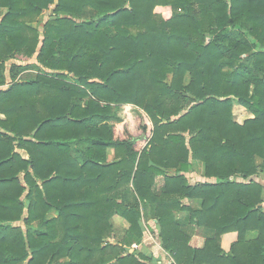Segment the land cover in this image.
I'll use <instances>...</instances> for the list:
<instances>
[{"label": "trees", "instance_id": "16d2710c", "mask_svg": "<svg viewBox=\"0 0 264 264\" xmlns=\"http://www.w3.org/2000/svg\"><path fill=\"white\" fill-rule=\"evenodd\" d=\"M2 9L0 264H147L106 240L118 222L139 242L152 218L178 264H264V186L252 178L264 174V0H0ZM34 56L48 72L8 71ZM236 105L251 114L242 123ZM125 106L139 109L138 135L117 136ZM195 160L208 181L191 185ZM183 210L214 230L205 249L188 244ZM231 231L239 240L224 254Z\"/></svg>", "mask_w": 264, "mask_h": 264}, {"label": "crops", "instance_id": "0c3cea01", "mask_svg": "<svg viewBox=\"0 0 264 264\" xmlns=\"http://www.w3.org/2000/svg\"><path fill=\"white\" fill-rule=\"evenodd\" d=\"M10 79V78H9ZM193 171L187 173L188 181L191 185L205 183L208 181L206 177L205 164L201 161H192ZM260 177V176H258ZM243 181L242 179H238ZM255 180V178H254ZM163 181L158 180V185L161 186ZM184 203L186 201L184 200ZM178 218L183 226V229L188 236V244L199 250L205 249L208 241L215 237L213 229L197 226L190 221V213L188 211H176ZM143 238L141 241L131 239L126 230H123L122 235L129 239V243L123 238L119 243L130 246V252L143 253L148 257L147 264H178L175 257L170 254L162 246V240L159 236L158 221L154 218L150 220H142ZM258 237L257 232H250L246 236L248 241H254ZM239 234L236 231L224 233L221 236L220 247L224 254H231L233 246L238 242ZM202 264H216V260H209Z\"/></svg>", "mask_w": 264, "mask_h": 264}, {"label": "rangeland", "instance_id": "374dc122", "mask_svg": "<svg viewBox=\"0 0 264 264\" xmlns=\"http://www.w3.org/2000/svg\"><path fill=\"white\" fill-rule=\"evenodd\" d=\"M5 12H6V9L0 10V19L5 14ZM52 13H53V6L49 10H45L43 12V14L40 16L39 21H38V24L40 25V29L42 27V24L47 22L53 16ZM13 63L19 64L25 67V70L19 76V78L23 80L34 79L40 72H45V71L48 72V69L40 66L37 63L35 56L32 58L17 57L16 59H12L8 61L7 62L8 71H9L11 64ZM33 65H36L37 68L36 67L31 68V66ZM7 76H8L7 85L4 86L5 88L8 86L10 82L9 74H7ZM70 80L75 81V77H73V75L70 76ZM234 114H235V119L240 123H242L244 120H246L247 118L251 116V114L245 108H242L240 105H236L234 109ZM120 116L123 119V122L120 124H117L116 126L117 136H123L125 135L126 132H131L132 134H135V135L140 134L141 119H140L139 109L135 108L134 106H125L123 110L121 111ZM5 118L6 117L0 113V119H5ZM113 158H114V150L109 149V161L113 160ZM252 178H255L256 181L262 183V185L264 186V174L261 175L260 177L253 176ZM52 214H55V212H52ZM26 215L27 214L25 213L24 216L26 217ZM15 225H21L25 228L23 221L16 222ZM123 230H125L123 224L115 222V231L111 237L107 238L106 241L111 242V243H116L123 238L125 241L129 243V239L126 238L124 235H122Z\"/></svg>", "mask_w": 264, "mask_h": 264}, {"label": "water", "instance_id": "95a60500", "mask_svg": "<svg viewBox=\"0 0 264 264\" xmlns=\"http://www.w3.org/2000/svg\"><path fill=\"white\" fill-rule=\"evenodd\" d=\"M36 131H34V133H35Z\"/></svg>", "mask_w": 264, "mask_h": 264}]
</instances>
